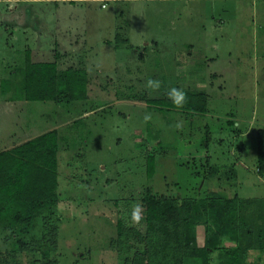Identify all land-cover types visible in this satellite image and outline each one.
Wrapping results in <instances>:
<instances>
[{
  "label": "rangeland",
  "instance_id": "rangeland-1",
  "mask_svg": "<svg viewBox=\"0 0 264 264\" xmlns=\"http://www.w3.org/2000/svg\"><path fill=\"white\" fill-rule=\"evenodd\" d=\"M263 39L264 0H0V152L56 130L58 193L26 235L0 223V264H145L146 193L264 200ZM26 51L84 70L86 100L22 101ZM172 88L203 92L205 113L145 102ZM203 232L194 227L198 246ZM210 258L218 264V250Z\"/></svg>",
  "mask_w": 264,
  "mask_h": 264
},
{
  "label": "trees",
  "instance_id": "trees-1",
  "mask_svg": "<svg viewBox=\"0 0 264 264\" xmlns=\"http://www.w3.org/2000/svg\"><path fill=\"white\" fill-rule=\"evenodd\" d=\"M19 74L22 101L67 104L86 100L87 74L82 69L57 71L52 62H32L26 51ZM183 92L186 99L179 108L168 96L145 102L158 108L205 113L203 92ZM56 158V130L0 152V223L19 236L32 229L40 211L52 210L58 202ZM147 160L150 177L152 156ZM255 161L257 172L264 175V129L256 131ZM141 201L146 223L141 238L145 264H211L210 255L217 250L218 264H256L247 262V253L252 250L262 253L259 264H264V200L212 195L178 202L146 193ZM197 225L204 229L201 246L195 241ZM222 238L232 241L234 246L221 248Z\"/></svg>",
  "mask_w": 264,
  "mask_h": 264
},
{
  "label": "clouds",
  "instance_id": "clouds-1",
  "mask_svg": "<svg viewBox=\"0 0 264 264\" xmlns=\"http://www.w3.org/2000/svg\"><path fill=\"white\" fill-rule=\"evenodd\" d=\"M147 87H151L153 89H158L160 86V82L159 81H154L149 79L147 81ZM168 98L171 99L173 101L174 106L176 107H182L183 103L185 102L186 99V94L179 89L176 88H172L169 90L168 92ZM145 121L150 119V116H145ZM177 127H179V125H177ZM142 219V206L140 204H137L131 213V223L132 224H139V222Z\"/></svg>",
  "mask_w": 264,
  "mask_h": 264
},
{
  "label": "crops",
  "instance_id": "crops-1",
  "mask_svg": "<svg viewBox=\"0 0 264 264\" xmlns=\"http://www.w3.org/2000/svg\"><path fill=\"white\" fill-rule=\"evenodd\" d=\"M264 40V39H263Z\"/></svg>",
  "mask_w": 264,
  "mask_h": 264
}]
</instances>
